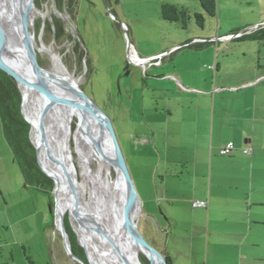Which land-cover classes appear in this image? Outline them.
Returning a JSON list of instances; mask_svg holds the SVG:
<instances>
[{
    "label": "crops",
    "instance_id": "obj_1",
    "mask_svg": "<svg viewBox=\"0 0 264 264\" xmlns=\"http://www.w3.org/2000/svg\"><path fill=\"white\" fill-rule=\"evenodd\" d=\"M155 1L161 21L162 4L201 13L194 0L190 6ZM229 35L189 38L162 47L129 43L139 59H161L145 64V71L128 60L130 67L142 70V101L136 117L132 86L127 83L121 94L127 99L124 110L130 118L122 120L123 137L129 154L139 148L144 162L153 163L142 181V209L147 219L160 201L178 204L207 219L205 264H264V72L246 71L236 64L228 70L229 49L222 43ZM235 36L228 42L236 41ZM203 42L209 44L198 46ZM180 53H186L181 56L186 62L172 64ZM145 90L151 93L149 98ZM146 98L154 105L146 103ZM175 128L188 140H182ZM229 143L231 152L220 156ZM169 152H175V158ZM168 178L177 181L174 190L168 189ZM197 202H206L207 208H194ZM172 223L186 232L193 230L192 238L199 227L195 219L183 222L171 217L167 227L171 229Z\"/></svg>",
    "mask_w": 264,
    "mask_h": 264
},
{
    "label": "rangeland",
    "instance_id": "obj_2",
    "mask_svg": "<svg viewBox=\"0 0 264 264\" xmlns=\"http://www.w3.org/2000/svg\"><path fill=\"white\" fill-rule=\"evenodd\" d=\"M167 1L178 5L186 3L189 6L193 3V0ZM216 3L217 15L215 17L204 16L202 27L196 24L193 17L195 12L191 10L190 19H187L185 28H182L181 24H170L159 19L155 0H76L73 14H71L72 20L71 15L69 16L66 12L59 14L52 0H34V6L39 13L35 19H32L33 29L34 23L40 21L42 15L45 20H50L53 15L60 18L63 15L69 17L66 33L72 36L73 41H76L83 51L80 68L74 62L73 44L69 40L55 41L51 33L43 32L42 29L34 30L35 39L39 46L44 45L58 58L60 57L67 72L78 81L82 92L111 120L130 177L139 196L141 209L143 203L141 198L144 195L142 181L145 182L148 178L147 170L151 169L153 163L144 162L138 154L139 148H135L134 152L129 154L126 140L123 137L125 126L122 120L130 118V114L124 110V103L127 99H123V92L121 94L127 83L132 86L131 91L134 95L132 114L136 117L141 112L140 103L142 101V70L138 71L139 67L134 69L128 65L126 34L131 45L135 43L136 46L139 44L153 47L159 44L162 47L172 43L178 44L189 38L202 37L208 40L215 39L217 33L228 35L239 31L242 35L243 32L257 27L264 28V0H216ZM194 5L197 10H200L197 0H194ZM108 11L119 23L110 18ZM227 42L222 44L226 43L229 49L227 52L228 70L236 64L246 71L252 69L260 71L259 73L264 72V43L258 44L246 39ZM182 54L180 53L172 64L179 61L185 63L186 58L181 57ZM37 59L41 67L51 73L53 67L51 58L47 54L38 53ZM201 61L203 60L196 63L201 64ZM191 85L199 84L191 83ZM144 93L148 98L151 96V93L146 90ZM148 98L145 102L154 105V101ZM75 127L76 119L73 117L70 135ZM179 129L175 128V132L182 136V140L187 141V135ZM70 144L74 163L77 165L74 142ZM46 148L43 146L44 150ZM184 151L188 154L186 150ZM169 154L172 157L176 155L175 152H169ZM91 168L95 170L96 163L93 162ZM162 170L160 168L161 173H163ZM112 175L116 174L113 172ZM79 180L81 181L80 176ZM166 180L168 189L174 190L178 186L176 180L171 178ZM198 194L197 190L196 196ZM58 204L60 206V203ZM153 214L147 219V214L142 209L139 229L147 241L162 255L167 256L172 264H205L208 240L207 219L203 215L182 210L180 205L164 201H160V207L154 204ZM64 215L68 216V212ZM171 217L183 220V222L195 219L199 227L193 234L194 238H192L193 230L186 232L185 228L176 223H172L171 229L168 228ZM72 227L76 231L77 225L73 226L72 223ZM78 243L80 244L79 240ZM176 257L178 259L175 261ZM138 258L142 264H147L144 255L140 254ZM0 264H81L70 259L66 253L62 238L56 230L54 217L52 219L48 210L47 196L24 183L3 138L1 123Z\"/></svg>",
    "mask_w": 264,
    "mask_h": 264
},
{
    "label": "bare ground",
    "instance_id": "obj_3",
    "mask_svg": "<svg viewBox=\"0 0 264 264\" xmlns=\"http://www.w3.org/2000/svg\"><path fill=\"white\" fill-rule=\"evenodd\" d=\"M27 1L29 0H0V14L6 32L15 44L20 43L18 32ZM38 13L39 10L33 3L29 13L31 23ZM33 46L37 54H47L46 50L51 52L48 55L53 66L51 79L48 81L49 88L71 100L77 99L74 85L78 86V81L67 72L60 57L44 45L39 46L35 37ZM22 91L25 113L31 130L33 127L34 145L38 148L39 163L41 165V158L45 168L57 181V202L63 207L59 214L56 203L57 222L61 214L70 212L73 226L77 225L79 241L84 246L91 264H141L137 255H147L129 229L128 200L119 188V174L113 157L95 124L79 111L55 106L44 118L45 132L42 134L38 117L43 100L25 88ZM73 117L76 119V127L70 135ZM71 142H74L77 165L74 163ZM43 146H46L55 158L62 160L68 170L69 162L73 165L75 175L70 171L71 177L76 179L73 187H65L63 168L55 159L47 156ZM93 162L96 163L95 170L91 168ZM41 167L47 173L42 165ZM113 172L116 175H112ZM121 217L125 223L121 222ZM151 263L162 264L155 258H151Z\"/></svg>",
    "mask_w": 264,
    "mask_h": 264
},
{
    "label": "water",
    "instance_id": "obj_4",
    "mask_svg": "<svg viewBox=\"0 0 264 264\" xmlns=\"http://www.w3.org/2000/svg\"><path fill=\"white\" fill-rule=\"evenodd\" d=\"M33 3L34 0H29L26 2L23 8L22 25L18 32L20 38L19 44H15L14 41L9 39L8 33L6 32L2 20V16L0 14V70L4 72L9 78H11L17 84L20 91L23 88H25L37 94L43 100V104L39 110V117H38V126L42 134H44L45 132L44 118L49 113V111L53 109L55 106H63L72 110L79 111L95 124L96 128L98 129V132L105 139L106 145L109 148L110 153L113 157L114 164L119 174V188L126 195L129 204L128 206L129 215H130L129 229L131 230L132 234L134 235V238L137 240L141 248L144 250L145 254L147 255L146 256L147 264H151V258L158 259L162 264H172V262L168 258H165L162 255V253L156 247H154L149 241H147V239L140 232L139 227H140V218L142 214L141 202L133 185L132 179L130 177L129 170L127 168L111 120L89 97H87L82 92L81 88L77 86V84L74 85V90L78 97L75 100H71L55 92V90L49 88L48 81L51 79V74L49 73V71L42 68L41 65L39 64L37 59V52L33 46L35 35H34L33 24L31 23L29 17L30 10L31 8H33ZM108 14L111 19L118 22V20L113 16L111 12L108 11ZM62 19L65 21L66 24H69V17L67 15H63ZM41 20L43 22L45 21L43 15L41 16ZM70 28L73 30L72 26H70ZM126 42H127V53L129 55L130 44L127 36H126ZM45 52L47 53V55L51 54L49 50H46ZM22 103H23V95L21 97V113L23 115ZM24 119L29 124V122L26 120L25 117ZM30 138H31V125H30ZM34 147L36 151L37 163L41 171L47 177H49L54 183V189H53L54 223L56 226V230H58L62 238L63 247L66 253L68 254V256L70 257V259L77 261L81 264H84L75 255H73L70 250V244L64 228L63 214L60 215L59 220L57 222V218H56L57 181L51 176H49L43 170L38 159V148L35 145ZM45 150L47 156H49L52 159H55V161L59 163L63 168L65 173V187L67 188V185L69 187H73L74 184L76 183L75 177L74 178L71 177L70 174L71 171L73 175H75L73 165L69 162L70 165L68 170L67 166L64 164L62 160H60L59 158H55L54 155L49 151V149L46 148ZM48 210L49 212L51 211L50 205H48ZM68 220L72 227L70 212H68ZM121 222L125 223L122 217H121ZM74 232L76 236H78L77 232L76 231ZM77 240H79L78 237ZM80 246L83 248L85 252L88 264H91L89 256L84 246L81 243Z\"/></svg>",
    "mask_w": 264,
    "mask_h": 264
},
{
    "label": "trees",
    "instance_id": "obj_5",
    "mask_svg": "<svg viewBox=\"0 0 264 264\" xmlns=\"http://www.w3.org/2000/svg\"><path fill=\"white\" fill-rule=\"evenodd\" d=\"M197 2L201 9V13H194L193 17L196 21V24L199 27H202L204 16L215 17L217 15V3L216 0H197ZM52 4L54 5L55 10L59 14L66 12L70 16L71 14H73L76 5V0H52ZM190 15L191 13L184 8H178L169 4H162L160 7V17L163 21L170 24L173 23L177 25L181 24V26H183L182 28H185L186 21L187 19H190ZM71 17L72 15L70 16V18ZM41 29L43 30V32L51 33L55 41H61L63 39L69 40L73 44L72 53L74 55V62H76L79 68L81 67V62L83 59V51L79 48L76 41H73L72 36L66 33L67 26L62 18L53 15L51 16L50 20H45L44 22L40 20L34 23V30L40 31ZM239 33H240L239 31H235L231 33V35H238ZM234 39L236 41L246 39L248 41H255L258 44H263L264 28L257 27L250 31L243 32L241 36L236 37ZM207 44L209 43L203 42L198 46H204ZM191 46H195V45H189L188 47ZM21 91L19 90L17 84L11 78H9L4 72L0 70V123H1L3 138L10 149L12 161L18 167L24 183L44 193L47 196L48 205H50V209H51L50 215L53 219L54 183L49 177H47L41 171L37 163L36 151L33 145L34 144L33 127L31 130V138H30V125L25 121L21 113V97L23 94V91L22 94ZM22 110L24 116L29 122L25 113V108L23 103H22ZM27 113L33 124L28 109H27ZM40 162L41 165L44 167V169L47 171V173L55 179V177L45 168L41 158H40ZM58 208L60 214L63 211V207L61 206V204L59 207L58 204L57 210ZM64 228L68 237L70 250L72 254L75 255L84 264H88L85 252L78 243L77 236L70 225L67 215H64ZM139 255L140 254H138L137 256ZM164 257L168 258L167 256ZM139 261L142 262L140 258Z\"/></svg>",
    "mask_w": 264,
    "mask_h": 264
},
{
    "label": "built area",
    "instance_id": "obj_6",
    "mask_svg": "<svg viewBox=\"0 0 264 264\" xmlns=\"http://www.w3.org/2000/svg\"><path fill=\"white\" fill-rule=\"evenodd\" d=\"M241 36V33L236 35L235 37H239ZM225 39H230V36L225 38ZM161 56H159L158 58H154V59H139L134 52L131 50L130 51V46H129V55H128V60L131 61L134 65L136 66H141L143 68V70H145V64H149L151 65L154 61L160 60ZM233 149V145L231 143L227 144L224 148H222L219 152L220 156H226L228 155L231 150ZM245 153H250L249 151L245 150ZM194 208H207V203L206 202H197L193 204Z\"/></svg>",
    "mask_w": 264,
    "mask_h": 264
}]
</instances>
